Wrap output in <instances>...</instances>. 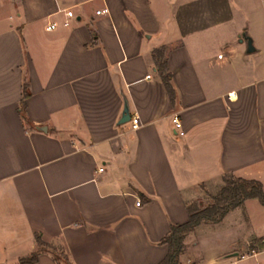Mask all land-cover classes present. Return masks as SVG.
Instances as JSON below:
<instances>
[{
	"label": "crops",
	"instance_id": "obj_1",
	"mask_svg": "<svg viewBox=\"0 0 264 264\" xmlns=\"http://www.w3.org/2000/svg\"><path fill=\"white\" fill-rule=\"evenodd\" d=\"M5 3L0 264L29 257L35 235L50 249L32 264H158L197 188L231 175L264 190V0ZM125 103L135 130L118 124ZM223 219L185 237L179 264H264V222L214 240Z\"/></svg>",
	"mask_w": 264,
	"mask_h": 264
},
{
	"label": "trees",
	"instance_id": "obj_2",
	"mask_svg": "<svg viewBox=\"0 0 264 264\" xmlns=\"http://www.w3.org/2000/svg\"><path fill=\"white\" fill-rule=\"evenodd\" d=\"M156 53H158V51H156ZM161 57L162 51L159 50V62L157 63L159 72L167 92L172 96L173 91L169 84V75L165 73V63L162 62ZM26 96L27 92L23 88V99L20 105L21 114L24 110V98ZM222 180L224 184L218 193L212 197V204L201 209L192 207V205L189 204L187 206V221L180 225L170 226L167 236L161 240L162 244L167 245L168 252L165 258L158 264H179V255L185 249V237L200 223H218L229 211L243 206L244 202L249 199H256L258 203L264 207V190L260 182L234 178L231 175L223 176ZM35 241L37 244L36 251L29 257L22 258L19 264H32L37 261L38 256L42 252L50 249V246L44 243L39 235H35ZM55 260L60 261L57 255H55Z\"/></svg>",
	"mask_w": 264,
	"mask_h": 264
},
{
	"label": "rangeland",
	"instance_id": "obj_3",
	"mask_svg": "<svg viewBox=\"0 0 264 264\" xmlns=\"http://www.w3.org/2000/svg\"><path fill=\"white\" fill-rule=\"evenodd\" d=\"M232 6L235 8V12L246 10L245 6H241V9V7H239V3L237 4L236 2H233ZM0 10L11 11L10 6L5 3V0H0ZM223 184L224 182L221 179L215 183L197 188L196 194L189 204L192 205V207H197L199 209L209 206L213 202L212 197L218 193ZM246 216L249 217V221ZM222 222L223 223L221 225H218L210 230L206 228L205 230H208V232L211 233L209 234L212 235V238L217 237L213 238L214 240H219V237L224 241L235 240L241 235V230L244 231V229H247L250 226L249 224L244 225L243 222H250L252 224L256 222H264V207L261 206L256 199L246 200L241 208L232 211L225 217V219H223ZM197 233L201 235V229ZM207 245L205 246L206 249L210 247Z\"/></svg>",
	"mask_w": 264,
	"mask_h": 264
},
{
	"label": "built area",
	"instance_id": "obj_4",
	"mask_svg": "<svg viewBox=\"0 0 264 264\" xmlns=\"http://www.w3.org/2000/svg\"><path fill=\"white\" fill-rule=\"evenodd\" d=\"M106 13H108V9L107 8H103V9L97 10L95 12L96 15L106 14ZM64 14H65V16L67 18L73 17V13L70 10L65 11ZM63 25L67 26L68 22L64 21ZM46 28H47L48 31L54 30L56 28V24L55 23H49ZM129 123H130L131 129H133V130L137 129L140 126V121H139V118L137 116H132L130 118V120H129ZM173 123H174V126H175L176 129L181 128V123L179 122V120H178L176 115L173 117ZM135 205L139 206L140 205V201L136 200Z\"/></svg>",
	"mask_w": 264,
	"mask_h": 264
},
{
	"label": "water",
	"instance_id": "obj_5",
	"mask_svg": "<svg viewBox=\"0 0 264 264\" xmlns=\"http://www.w3.org/2000/svg\"><path fill=\"white\" fill-rule=\"evenodd\" d=\"M244 40L246 41V51L247 53H251L254 51V48L252 46V41L249 37L243 36ZM131 116L128 111L127 104L125 103L123 106V111L121 113L120 119L118 121V124H124L127 123L130 120ZM236 255V254H234Z\"/></svg>",
	"mask_w": 264,
	"mask_h": 264
}]
</instances>
